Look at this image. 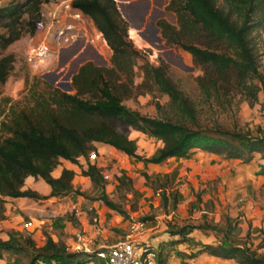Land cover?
<instances>
[{
    "label": "rangeland",
    "instance_id": "1",
    "mask_svg": "<svg viewBox=\"0 0 264 264\" xmlns=\"http://www.w3.org/2000/svg\"><path fill=\"white\" fill-rule=\"evenodd\" d=\"M71 1L39 0L40 19L45 27L41 31L25 25L31 18L30 11L22 16V23L0 18V58L13 57L9 74L0 82V141L11 136L10 128L20 122L22 114L39 117L44 115V108H55L53 91L74 94L72 78L84 64L101 70L112 68L111 50L92 20L72 8ZM114 1L127 27V40L139 52L131 78L119 74L117 84L124 85L122 104L145 117L176 120L168 97L144 73L146 62L152 67L165 64L166 77L193 101L202 128L249 130L253 136H264V81L260 83L258 101L253 104L233 93L223 101L205 100L195 83V78L202 74L201 67L187 52L166 44L160 35L157 26L160 20L176 24L175 14L168 9L169 0ZM15 2L26 0H0V7ZM67 3L69 8L65 7ZM68 25L72 29H67ZM60 31L69 32L74 41L71 47L58 53L56 36ZM12 32H19V37L3 47L1 36ZM251 38L258 71L264 79V31L254 30ZM42 44L47 52L38 56ZM120 130L135 141L137 153L143 158L152 156L161 146L159 140L140 131ZM89 161L108 175L103 178L104 192L126 212V217L98 200L102 186L93 185L81 174V168L86 167L84 159L80 158L77 164L62 160L52 175L56 176L62 166L72 169L73 187L83 195L71 193L48 200L44 195L46 184L30 179L29 184L46 198H17L12 202L5 199L0 242L10 240L15 249L1 248L0 264H78L81 256L71 257L72 261L55 256L47 262L36 260L37 251L28 244V239L38 248L50 236L66 247V253L74 254L126 240L129 226L135 222L143 223L138 239L141 244L147 242L154 247L157 264H238L234 259L198 253L203 244L216 245L222 240V232L207 225L225 230L230 221V238L246 243L264 257V159L259 154L243 162L195 148L183 158L172 157L152 164L97 144L96 158L91 161L89 156ZM172 172L176 176L170 185L172 189L166 192L165 206L153 183L156 176ZM144 174L150 179H145ZM173 190L178 191L175 208L171 206ZM185 226L204 228L194 229L185 240L181 239L183 236H172V230ZM83 264H88V260Z\"/></svg>",
    "mask_w": 264,
    "mask_h": 264
},
{
    "label": "trees",
    "instance_id": "2",
    "mask_svg": "<svg viewBox=\"0 0 264 264\" xmlns=\"http://www.w3.org/2000/svg\"><path fill=\"white\" fill-rule=\"evenodd\" d=\"M26 2L0 7V18H9L14 24L22 23V16L30 11L31 18L25 21V25L35 28L40 19V2ZM71 6L92 20L112 52V68L101 70L90 63L84 64L72 78L74 94L53 91L55 108H44V115L39 117L22 114L20 122L10 128L11 136L0 141V220L5 218V199L46 198L36 190L24 189L27 177L41 179L47 184L50 187L48 197L59 198L71 193L83 195L73 187L75 172L72 169L63 167L59 176L52 175L62 160L77 164L80 158L86 162L81 174L93 185L102 186L98 200L126 217V212L106 196L101 168L89 161V154L97 151V144L108 145L127 156L152 164H160L172 157L183 158L195 148L243 162H249L254 154L264 159L263 135L253 136L249 130L202 128L198 124L193 101L166 77L165 64L152 67L146 62L144 73L153 86L168 97L169 106L177 114L176 120L145 117L129 110L122 104L124 85L117 84V81L119 74L125 79L131 78L139 52L127 40V27L119 17L115 1L72 0ZM168 9L175 14L176 24L160 20L157 24L160 35L166 44L187 52L201 67L202 74L195 78V83L205 100L223 101L233 93L250 104L256 103L261 91L260 83L264 79L258 71L251 34L256 29L264 31V0H169ZM19 35V32L2 35L3 47ZM12 61L11 55L0 58V82H4L9 74ZM120 128L145 133L159 140L161 146L155 154L143 158L137 153L135 141ZM175 176L176 172H172L155 177L153 189L160 191L165 206L168 201L166 192L172 189L170 185ZM144 177L150 179L147 174ZM170 197L171 206L175 208L178 191L173 190ZM230 222L225 230L207 225L222 232V240L216 245L203 244L198 253L234 259L238 264H264L262 255L256 254L246 243L230 238ZM199 228L204 227L185 226L172 230L171 234L173 237L183 236L181 239L185 240L190 232ZM28 244L37 251L35 259L43 262L52 256L63 257L67 261L81 256L77 263L83 264L92 255L85 250L68 254L66 247L50 236L41 247L36 248L31 239H28ZM1 248L11 250L15 246L6 240L0 242Z\"/></svg>",
    "mask_w": 264,
    "mask_h": 264
},
{
    "label": "built area",
    "instance_id": "3",
    "mask_svg": "<svg viewBox=\"0 0 264 264\" xmlns=\"http://www.w3.org/2000/svg\"><path fill=\"white\" fill-rule=\"evenodd\" d=\"M70 4L67 3L65 7L69 8ZM44 28L42 19L37 20L35 30L41 31ZM67 29H72V26L68 25ZM73 41V35L71 36L69 32L60 31L56 36V44L59 47L57 52L59 53L62 49L71 47ZM46 52L47 48L42 44L36 54L41 56ZM89 156L91 161H93L96 158V153L93 152ZM103 178L107 179L108 175L103 174ZM142 227V222L132 223L129 226L126 240L119 241L110 246L99 247L95 250L86 249L87 252H91L92 254L88 264H157V252L154 247L147 242L141 244V241L138 239Z\"/></svg>",
    "mask_w": 264,
    "mask_h": 264
},
{
    "label": "crops",
    "instance_id": "4",
    "mask_svg": "<svg viewBox=\"0 0 264 264\" xmlns=\"http://www.w3.org/2000/svg\"><path fill=\"white\" fill-rule=\"evenodd\" d=\"M62 168H63V166L61 167V169H62ZM61 169H60V171L58 172V174H57L55 177L59 176V174H60V172H61ZM68 169H70V168H68ZM30 179H33L34 181H39V180H41V179H34L33 177H27L26 180H25V186H24V188H30V189H32V190H36L32 185L29 184ZM27 185H28V186L30 185V186L28 187ZM46 186H47V187L45 188L46 191H45L44 195H47V196H48L49 193H50V187H49L47 184H46ZM48 189H49V190H48ZM36 191H37V190H36ZM67 197H68V196H67ZM22 199H23V198H22ZM52 199L54 200V199H56V198H55V197H49V198H48V200H52ZM9 200H11V202L13 201V199H9ZM79 202L82 203V201H79ZM93 203H96V202H93ZM94 205L97 206L96 204H93V206H94Z\"/></svg>",
    "mask_w": 264,
    "mask_h": 264
}]
</instances>
